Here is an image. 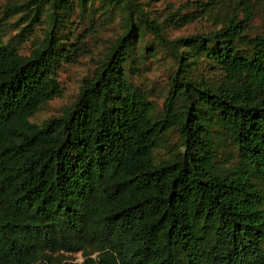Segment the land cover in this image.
Instances as JSON below:
<instances>
[{
    "label": "trees",
    "instance_id": "16d2710c",
    "mask_svg": "<svg viewBox=\"0 0 264 264\" xmlns=\"http://www.w3.org/2000/svg\"><path fill=\"white\" fill-rule=\"evenodd\" d=\"M96 1L123 13L122 33L61 114L32 122L61 95L58 70L84 51L67 23L76 8L92 16ZM139 5H3L4 17H29L14 40L41 14L47 28L27 55L0 32V264H264V28L251 33L256 7L264 26V0H195L199 14L161 22ZM203 17L215 28L165 38L166 22ZM147 23L158 45H142ZM159 48L175 64L155 111L131 77ZM201 56L214 80L195 74ZM173 130L179 143L156 162Z\"/></svg>",
    "mask_w": 264,
    "mask_h": 264
},
{
    "label": "rangeland",
    "instance_id": "374dc122",
    "mask_svg": "<svg viewBox=\"0 0 264 264\" xmlns=\"http://www.w3.org/2000/svg\"><path fill=\"white\" fill-rule=\"evenodd\" d=\"M9 1L11 0H0V32L3 40L9 38L14 40L13 36L15 33L24 25H27L29 19V17L20 18L23 14L21 12L4 17L3 5ZM192 1L195 0H139L141 3L139 6L142 7L149 18H154L155 21L161 22L170 12L182 15L188 13L199 14L195 6H189ZM185 18L188 17L186 16ZM137 24L138 27L141 26L140 23L137 22ZM175 24L176 22L174 23V21H168L164 24L163 33L166 39L172 40L179 36L201 32L205 33L215 28L214 21L209 17L197 18L191 22L183 23L180 27ZM67 25L73 30L74 40H82V48L86 52L83 51L77 62L63 64L58 70V81L62 87V93L60 96L45 103L30 119L32 122L38 124H41L44 120L52 116L61 114L64 108L75 99L82 85L83 78L90 75L110 45L122 33L124 25L123 13L118 8L111 10L98 8V2L96 1L92 16L88 17L87 14L82 15L78 13V8H76ZM59 26L62 27L63 25L59 24ZM147 26L144 28L145 33L142 37V45H158L157 41L153 39L154 33L150 28V23H147ZM46 28V16L41 14L31 22L29 27L25 28L22 35L15 38L14 44L18 51L27 55L30 49L43 38ZM263 28L261 11L259 7H256L251 20V33L258 34L262 32ZM158 50L157 55L153 57L148 56L145 59L143 69L131 77L133 82L147 93L149 99L154 103L155 111L160 110L163 106V101L167 94L168 76L175 64L172 54L162 48ZM193 67L195 68L193 69L195 74L199 78L214 80L216 77L217 73L215 68L203 56L193 64ZM178 143L179 140L176 131L173 130L166 133L159 145L154 149V160L156 162H162L168 159L173 153L174 146ZM222 150L224 151L222 156H220V163L229 166L231 163L223 162L227 160V154L230 152V148L225 144ZM64 257L75 262L82 260L80 253H64Z\"/></svg>",
    "mask_w": 264,
    "mask_h": 264
}]
</instances>
